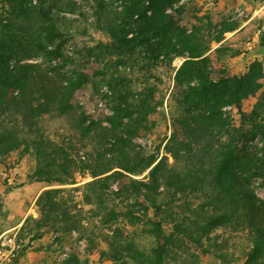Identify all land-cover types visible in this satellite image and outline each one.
Wrapping results in <instances>:
<instances>
[{"label":"trees","instance_id":"trees-1","mask_svg":"<svg viewBox=\"0 0 264 264\" xmlns=\"http://www.w3.org/2000/svg\"><path fill=\"white\" fill-rule=\"evenodd\" d=\"M46 1L38 0L35 6L32 0H6L7 17L0 15V159L20 148L26 152L31 150L37 164L33 181L56 187L71 184L70 157L66 150L53 146L40 133L38 122L50 115L72 118L76 109L75 94L90 78L83 72H70L52 64L53 60L63 59L64 41L57 26L60 19L50 14ZM176 2L126 0L121 12L106 14L103 31L108 42L98 48L117 58L142 52L152 63L160 56L186 57L174 78V102L181 115L174 120L166 153L174 159L181 151L186 153L189 170L184 174L171 171L164 179L162 162L151 167L156 160L154 157L145 163L144 160L133 161L128 152L130 142L113 135L109 138L115 140L112 146L120 154L119 170L113 171L108 166L91 167L93 180L86 184L84 197L87 204H91L92 199L101 202L102 196H109L106 192L110 186L116 184L117 191L110 194L129 196L133 201L122 213L131 226L133 221L138 226L140 219L133 206L141 202L149 203L160 212L156 197L160 195L161 178L166 188L176 192L188 190L199 196L200 203L195 209L189 208L190 215H181L169 232L162 221H146L137 235L151 239L153 247L148 255L142 251L134 234L112 243L102 235L106 246H99L97 254L100 258L111 256L116 264H168L175 261V254L180 250L189 248V251L183 250V254H194L190 251L192 247L202 250V240L214 229L239 219L247 225L251 235L246 263L263 264L264 201L244 192L238 172L242 162L252 164L258 159L253 160L248 155L241 157L238 140L241 136L255 134L264 137V62H252L242 75L221 71L212 77L211 58L204 56L207 50H200L193 36H185L184 30L178 27L182 8H176ZM220 40L221 36L216 38V42ZM29 54H42L44 59L16 64L9 69L11 56ZM108 84L113 88L111 82ZM225 108L228 111L223 110ZM149 114L150 107L143 100L115 107L109 121L112 128L123 127L130 137L146 128ZM123 119L126 123H122ZM83 120L81 114L77 126L85 134L89 129L81 127ZM150 167L146 180L133 178ZM260 176L264 179V171ZM243 178L247 180V176ZM64 195L62 189L42 191L35 201L38 217H28L22 228L29 224L36 232L46 228L62 232L79 229L82 212ZM143 208L148 211V207ZM208 211L209 214H204ZM110 214L106 223L118 215L114 211ZM88 243L93 245L95 238L88 239Z\"/></svg>","mask_w":264,"mask_h":264},{"label":"rangeland","instance_id":"rangeland-1","mask_svg":"<svg viewBox=\"0 0 264 264\" xmlns=\"http://www.w3.org/2000/svg\"><path fill=\"white\" fill-rule=\"evenodd\" d=\"M125 1H46L45 7L50 14L60 19L57 26L64 41L63 59L53 60L52 64L61 65L70 72H83L90 81L75 94L76 109L72 118L50 115L38 122L40 133L53 146L68 152L71 184L48 187L34 182L32 174L37 164L31 150L26 152L20 148L0 159V264H116L111 256L100 258L97 254L99 246H106L102 235L112 243L117 238L124 240L134 234L138 245L148 255L152 241L137 235L138 229L146 221L156 219L162 221L169 232L172 225L180 221L181 215H190L189 208L195 209L200 203L199 196L188 190L176 192L166 188L162 178L158 188L160 195L156 197L160 212L146 202L133 206L140 219L138 226L134 221L131 226L122 216L127 204L132 205L131 197L110 194L117 191L116 184L110 186L106 192L109 196H102L101 202L94 199L91 204L85 202V186L93 180L91 167L108 166L113 171L119 170L120 154L112 146L115 140L109 138L113 135L130 142L131 151L128 152L133 161L144 160L145 163L154 157L156 160L151 167L162 162L164 179L171 171L184 174L189 170L186 153L181 151L176 159L166 153L174 120L181 115L174 102V78L186 57L160 56L152 63L142 52L117 58L98 48L108 42L103 31L106 14L121 12ZM5 3L6 0H0L3 18L7 17ZM31 4L37 6L38 0H32ZM175 7L182 8L178 27L184 30L185 36H193L200 50H207L204 56L211 58L212 77L221 71L242 75L252 62H264V0H177ZM228 27L231 30L227 31ZM220 36L221 40L216 42ZM36 59L44 57L42 54L14 55L8 60V67L32 63ZM143 100L150 107L149 122L138 135L128 137L123 127H111L109 119L113 117L115 107L134 105ZM223 110L228 111V108ZM81 114L84 118L81 127L89 129L85 134L77 126ZM122 123H126V119ZM238 147L241 157L248 155L253 160L258 159L252 164H239L243 190L264 201V179L260 176L264 171V137L260 134L241 136ZM151 167L133 178L146 180ZM246 176L247 180L243 178ZM50 188L64 190V196L82 212L79 229L62 232L46 228L36 232L29 224L22 228L28 217H38L35 201L42 191ZM143 207H148V211ZM111 211L118 215L106 223ZM92 237L95 243L90 246L88 239ZM201 245L202 250L190 249L194 254H183V250L189 251V248L176 252L175 261L168 264H247L251 235L247 225L235 219L214 229Z\"/></svg>","mask_w":264,"mask_h":264}]
</instances>
